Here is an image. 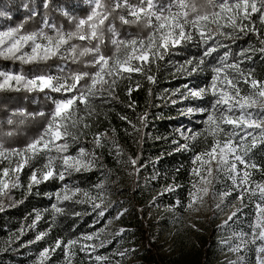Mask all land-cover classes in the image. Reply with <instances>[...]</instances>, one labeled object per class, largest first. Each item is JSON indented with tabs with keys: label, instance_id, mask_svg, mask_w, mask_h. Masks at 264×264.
<instances>
[{
	"label": "snow or ice",
	"instance_id": "1",
	"mask_svg": "<svg viewBox=\"0 0 264 264\" xmlns=\"http://www.w3.org/2000/svg\"><path fill=\"white\" fill-rule=\"evenodd\" d=\"M83 3L89 8L83 16L67 10V6H53V0H41L38 7L26 4L24 7L29 10V15L25 22L40 16L41 28L27 31L24 23H21L0 30V55L24 63L60 55L62 59H71L72 63L83 62L85 68L93 69L65 71L62 68L63 75L34 78L0 72V77H3L0 87L14 81L29 90L48 89L61 94L60 98L47 97L53 108L47 114L46 126L38 137L25 146L6 147L3 136L12 133H0V177H3L0 178V197L6 194V190L10 192L21 187L19 173L36 160H40L41 166L33 168L27 185L29 190L33 185L52 178L63 182L66 175L102 167L97 149L110 147L116 149L115 154L119 155L118 146L115 143L109 146L104 133L94 135L93 149L86 150L81 146L76 153L71 152L82 135H86L84 129L89 127L81 113L91 117L98 105L115 99L119 82L131 80L134 73L154 81L150 74L152 64L164 60L181 43L194 42L204 46L198 61L187 62L189 66L186 70L190 73L203 70L209 57L227 47L224 41L237 38L241 33H255L259 38V52L264 54V27H256L257 22L264 26V0H174L169 7L160 5L159 0H83ZM51 10L63 15L70 27L65 29L63 25H57L47 15ZM116 18L121 24L142 25L149 31L146 35L122 33L113 23ZM73 40L87 43L74 45L70 43ZM109 46L114 49L111 55L104 51ZM25 47H30V53L22 51ZM256 50L251 47L242 49L238 57H230L227 52L217 56L219 62L208 65L212 74L208 86L188 89L190 97H212L208 107H189L187 110L189 114L203 115L202 123L206 126L203 133L192 132L188 138L195 139L199 135L211 137L210 146L194 156L197 167L193 169V175L198 179L192 185L194 191L189 193L188 206H192L194 199L203 203V197L214 189L220 174L226 173L232 181V189L222 193L213 190L211 194L223 201L233 192L237 193L236 199L241 200V207L232 213L229 220L239 219L238 213L245 203H253L258 210L256 222L250 226L251 240L246 238L247 234L241 233L238 237L241 243L230 250L239 251L251 243L257 254L256 264H264V182L255 181L253 172L249 171L259 169L264 174V167L252 163L249 157L252 147L264 143V81L254 76L253 69L244 67ZM85 57L91 58L82 60ZM121 119L126 120L127 117L122 116ZM140 119L146 122L147 117L145 115ZM8 123L12 124L13 121L9 120ZM178 147L187 148L188 145ZM212 161H215L214 169ZM130 163L135 166L136 160L132 159ZM94 188L97 190L95 193L65 185L61 192L54 194L56 202L51 205L52 212L64 214L66 208L61 206L63 202L83 203L91 204L93 211L99 210L97 216L103 217L106 209L102 203L107 190L104 182L96 184ZM39 219L37 215L35 220ZM46 235L47 232L38 233L35 241L44 239ZM93 239V234L67 240L58 238L40 251L36 264H45L56 250L64 252L67 258L65 264H71V257L76 251L84 252L91 259L97 248L104 245L103 241L100 245L88 243ZM128 251L119 255L125 256ZM94 259L98 264H105L106 261V257L99 254Z\"/></svg>",
	"mask_w": 264,
	"mask_h": 264
},
{
	"label": "trees",
	"instance_id": "2",
	"mask_svg": "<svg viewBox=\"0 0 264 264\" xmlns=\"http://www.w3.org/2000/svg\"><path fill=\"white\" fill-rule=\"evenodd\" d=\"M71 0H53V6H59L60 2ZM172 0H159V2H170ZM41 0H0V15L12 14L14 27L24 23V29L35 31L41 28V17L25 22L29 10L23 8L28 4L31 7H38ZM8 9V10H6ZM78 15L83 16L89 8H83ZM43 15V10L41 9ZM57 25H63L65 29L70 26L64 16L59 15L55 10L47 13ZM112 19V18H110ZM108 22L106 21V24ZM113 23L122 33L146 35L148 29L142 25L121 24L116 18ZM257 28H261L259 22ZM52 34V33H50ZM235 35V34H234ZM223 40V37H221ZM74 45H86V41L73 40ZM226 48H221L213 57L207 59L203 70L188 72V61L195 63L203 53L204 46L194 42L181 43L165 56L164 60L152 64L150 74L154 81H148L145 76L132 74L131 80H121L116 89V98L109 103L98 105L96 112L88 117L81 113L89 123L84 129L86 135H82L79 143L71 148L76 153L78 147L86 150L93 149V137L96 133H104L109 146L115 143L118 148L128 153L136 160L133 166V174L129 187V197L133 207L134 219L128 220L127 226L133 228L134 232L144 240V253L142 264H180L176 260L179 256L190 258L189 264H209L213 256L214 246L217 238V231L212 227L200 247L192 246L189 249L180 248V251L170 256L162 255L156 243L151 241V226L147 221V207L141 206L138 201L140 196L139 185L146 173L155 177L152 185L155 189L176 187L172 195L181 196L185 199V189L189 185L190 175L194 167L193 157L210 146L211 137L205 135L196 136L191 141L180 140L181 144H188V149H178V145H171L174 137L163 139L171 133L170 126L181 123H188V120L180 118L176 109L183 104L179 103L188 88L200 89L207 87L210 83L211 71L208 65L216 64L219 61L217 56L227 52L230 57H238L240 51L250 47L257 50L251 53L252 59L245 62V68H251L258 80L264 81V54L259 52V38L255 33L247 35L241 33L237 38L226 40ZM106 54L111 55L114 49H104ZM91 57L82 58V60ZM65 63V71L83 70V62L72 63L71 59H62L60 55L47 60H37L31 63H24L19 59H12L7 55H0V72L21 73L25 77L38 75H52ZM63 75L64 73L61 72ZM3 77H0V83ZM188 85L189 87H185ZM162 97L159 99V95ZM180 94V95H179ZM48 96L60 97L61 94L52 93L48 89L40 91L29 90L23 85H17L14 81L9 85L0 87V133L11 132L12 135L3 136L6 147H23L28 142L38 137L46 126L47 114L52 110L53 105ZM211 96L205 97L197 103L200 108L209 106ZM177 103L176 107L171 104ZM83 108V105L80 106ZM44 113L45 115H39ZM161 114V116H159ZM147 117L142 122L140 117ZM126 116L127 119H121ZM200 123H193V132H204L205 124L203 115L193 117ZM13 123L9 124L8 121ZM193 120V121H194ZM112 150L109 148L97 149L100 155V165L90 171L72 173L66 175L65 181L56 178L43 181L27 187L33 168L41 166L40 160L33 162L32 166H25L19 173L21 187L11 189L10 192L0 197V264H33L35 258L45 247L53 244L58 238L67 240L79 238L83 234L92 233L97 226L95 224V213L89 204H73L63 202L64 214L52 212L51 205L56 202L54 194L61 192L66 183L78 186L82 190H91L99 183L105 174L111 175L112 170L118 169V161ZM252 163L264 167V143L253 147L249 152ZM255 181H264V174L259 169L252 170ZM174 198L171 203H174ZM80 215H74V213ZM39 215V221L35 217ZM47 232L44 239L35 241L38 233Z\"/></svg>",
	"mask_w": 264,
	"mask_h": 264
},
{
	"label": "rangeland",
	"instance_id": "3",
	"mask_svg": "<svg viewBox=\"0 0 264 264\" xmlns=\"http://www.w3.org/2000/svg\"><path fill=\"white\" fill-rule=\"evenodd\" d=\"M173 2L174 0L167 3L159 2V4L169 7ZM59 6H67V10L77 15L80 11L76 10L88 7L87 4L83 3V0L60 2ZM23 8L25 7L23 6ZM57 13L61 15L59 12ZM9 27H14L12 14L4 13L0 15V30H6ZM22 51L30 53L31 49L30 47H25ZM62 68H64L63 64L52 75L38 76L62 75ZM34 77L27 76V78ZM185 87L189 86L186 85ZM35 89L39 90V88ZM158 97L160 99L162 94ZM204 99L188 96L187 90L179 102L183 105L177 108L176 111L180 115V118L188 120V123H181L180 120H177L176 124L170 126L171 133L164 136L163 139L167 140L174 137L171 145H188L187 143L181 144L178 138L186 142L191 141L192 139L188 137L193 132V123H200L201 121L193 119V117L200 114H189L187 110L189 107H197L198 105H191L190 103H197ZM176 105L177 103L171 104L173 107H176ZM175 135L178 138H175ZM260 144L257 143L255 146ZM188 148L178 147V149ZM119 151V155L115 154L116 150L113 152L118 161V169L112 170L111 175L105 174L100 181L104 182L107 190L102 203V207L106 211L103 217L97 216L96 213L99 210L94 211L96 215L94 225L97 228L90 233L94 235L93 241L88 242L100 245L101 241H103L104 245L97 248L96 253L92 254L91 259L84 252L76 251L75 255L71 257V264H98L94 259L97 254L106 257L105 264H142L141 257L144 253V240L134 232L132 227L127 226L128 220L134 219V211L129 197L133 165L130 163V155L120 149ZM193 163L194 169L197 167L194 157ZM211 163L214 169L215 161ZM193 169L189 185L184 191L185 199H182L181 196L172 195L177 190L176 187L161 190L155 189L152 185L155 177L151 178L148 173H146V178H142V182L139 185L140 196L138 201L141 203V206L147 207V221L151 226V241L157 244L162 255L170 256L180 251L182 247H186L187 249L192 246L200 247L207 233L213 227L217 231V238L209 264H256L257 254L251 243L247 247H242L239 251H232L230 248H234L237 244L241 243V240L238 238L241 233L247 234L246 238L249 241L251 240L250 226L255 224L258 210L254 207L253 203H245L242 211L238 213L239 219L233 218L234 222L233 220H229L232 213L237 212L241 207V200L236 199L237 193L233 192L231 195L225 197L223 201H221L219 196L214 198L211 194L213 190L217 193H222L232 189V181L227 178L226 173L220 174L218 181L215 182L214 189L210 190L209 195L203 197V203L199 199H194L191 201L192 206L189 207V193L194 191L192 185L198 179L193 175ZM249 171L252 172V169H249ZM215 174V171H213V175ZM253 179L255 180L254 177ZM65 185L69 188L73 187L69 183ZM169 189L171 190L169 191ZM91 190L94 193L97 191L94 187ZM172 198H174L173 204L171 203ZM218 204L220 205L219 207H217ZM89 205L92 207L91 204ZM226 221L228 222L227 224L225 223ZM126 250H130L127 252V255H119V253ZM38 256L33 261V264H36ZM66 259L64 252L56 250L51 255V258L45 261V264H65ZM176 260L180 264H189L191 259L187 256H179Z\"/></svg>",
	"mask_w": 264,
	"mask_h": 264
},
{
	"label": "built area",
	"instance_id": "4",
	"mask_svg": "<svg viewBox=\"0 0 264 264\" xmlns=\"http://www.w3.org/2000/svg\"><path fill=\"white\" fill-rule=\"evenodd\" d=\"M179 46V45H178ZM177 47V46H176ZM64 65V67H65V64H63Z\"/></svg>",
	"mask_w": 264,
	"mask_h": 264
}]
</instances>
